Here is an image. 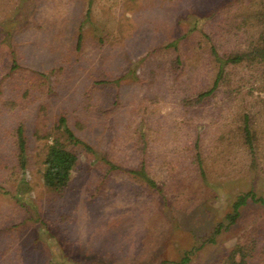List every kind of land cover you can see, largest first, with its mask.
<instances>
[{"label": "rangeland", "instance_id": "374dc122", "mask_svg": "<svg viewBox=\"0 0 264 264\" xmlns=\"http://www.w3.org/2000/svg\"><path fill=\"white\" fill-rule=\"evenodd\" d=\"M263 3L0 0V264H264V204L229 218L264 199V63L198 96ZM55 137L75 163L61 193L42 178Z\"/></svg>", "mask_w": 264, "mask_h": 264}, {"label": "trees", "instance_id": "16d2710c", "mask_svg": "<svg viewBox=\"0 0 264 264\" xmlns=\"http://www.w3.org/2000/svg\"><path fill=\"white\" fill-rule=\"evenodd\" d=\"M248 19L256 21V26L258 28L257 36L255 40H252L249 44V47L246 49L235 51L229 54L219 55L215 52L212 47L213 54L215 55V59L218 62V72L216 78L212 84V86L206 91L201 92L198 96L199 98H205L211 95L217 86L219 85V81L223 78L225 73V67L230 64H240L242 62L248 63H264V3L261 5L259 9L256 11H252L250 15L247 16ZM245 124L243 126V137L245 143L252 149L253 139L252 134L250 132V128L248 122H246V117L244 118ZM65 131H68L67 125L63 124ZM21 130V129H18ZM45 137H48L46 135ZM79 141V140H78ZM22 152L20 153V166L24 167L26 162V155H24V146L21 147ZM87 150L94 153L98 156V153L93 151L91 146H87ZM197 163L199 168H201V161L197 157ZM112 168H115V165L110 161H107ZM43 164V172L42 178L46 186L52 189L54 192L61 193L69 184L71 179L72 170L74 168V158L72 154L66 149L64 143L57 137L52 139L50 145H48L47 152L45 154ZM144 163L140 170L130 171L133 174L139 175L143 180L147 181V183L155 186V183L150 180L144 170ZM22 189H18V192ZM251 197L252 200L256 202H261L264 204L263 198H256L253 192H248L245 194L238 195L236 201L233 204L234 214L229 215L231 222H234L238 216V209L241 205L246 203V200ZM236 250H232L227 255L223 256V260L220 264H242V260H236ZM187 257L182 259V262H186Z\"/></svg>", "mask_w": 264, "mask_h": 264}]
</instances>
